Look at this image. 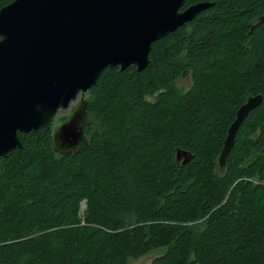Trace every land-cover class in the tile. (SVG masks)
<instances>
[{
    "label": "trees",
    "instance_id": "obj_1",
    "mask_svg": "<svg viewBox=\"0 0 264 264\" xmlns=\"http://www.w3.org/2000/svg\"><path fill=\"white\" fill-rule=\"evenodd\" d=\"M196 2L210 4L153 42L146 68L102 71L83 149L56 153L50 125L0 156V264H127L159 247L150 264H264V0Z\"/></svg>",
    "mask_w": 264,
    "mask_h": 264
},
{
    "label": "water",
    "instance_id": "obj_2",
    "mask_svg": "<svg viewBox=\"0 0 264 264\" xmlns=\"http://www.w3.org/2000/svg\"><path fill=\"white\" fill-rule=\"evenodd\" d=\"M185 1L12 0L2 6L0 156L22 147L18 133L52 125L56 113L86 93L105 68H146L152 43L210 4L184 6ZM261 99V94L249 96L237 109L218 157L220 167L242 121ZM88 123L86 103L81 101L53 132L54 151L83 149ZM176 158L186 163L191 153L177 150Z\"/></svg>",
    "mask_w": 264,
    "mask_h": 264
},
{
    "label": "rangeland",
    "instance_id": "obj_3",
    "mask_svg": "<svg viewBox=\"0 0 264 264\" xmlns=\"http://www.w3.org/2000/svg\"><path fill=\"white\" fill-rule=\"evenodd\" d=\"M191 84V76L189 72H184L181 76H179L175 80V85L182 89L186 90L189 88ZM87 99V92L84 94L79 93L74 101H72L67 109L64 110H59L53 121H52V129L53 132L65 121L69 119V117L72 115V113L77 109V106L81 103V101H85ZM89 119V118H88ZM59 150V149H58ZM57 151L56 153H58ZM84 209V204L81 206V211ZM194 230H199L202 227L201 223H195L192 225ZM166 248L165 247H159L156 249H152L145 255L137 258V259H129L127 261V264H150L151 261L157 257L162 255L165 252Z\"/></svg>",
    "mask_w": 264,
    "mask_h": 264
},
{
    "label": "flooded vegetation",
    "instance_id": "obj_4",
    "mask_svg": "<svg viewBox=\"0 0 264 264\" xmlns=\"http://www.w3.org/2000/svg\"><path fill=\"white\" fill-rule=\"evenodd\" d=\"M78 106H79V105H78ZM78 106H77V107H78Z\"/></svg>",
    "mask_w": 264,
    "mask_h": 264
}]
</instances>
